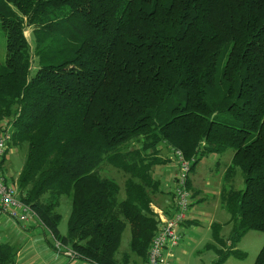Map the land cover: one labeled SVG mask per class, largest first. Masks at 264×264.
<instances>
[{"label": "trees", "instance_id": "1", "mask_svg": "<svg viewBox=\"0 0 264 264\" xmlns=\"http://www.w3.org/2000/svg\"><path fill=\"white\" fill-rule=\"evenodd\" d=\"M0 21V137L11 126L8 147L27 150L17 185L49 249L144 264L161 227L153 206L169 214L175 196L176 174L168 185L155 174L170 161L162 149L180 150L192 172L231 149L220 192L231 233L213 224L206 247L213 264L243 257L238 244L264 232V0H0ZM105 164L129 175L123 198ZM238 172L244 189L233 187ZM127 226L138 259L118 257ZM19 252L0 240V264H20Z\"/></svg>", "mask_w": 264, "mask_h": 264}, {"label": "rangeland", "instance_id": "2", "mask_svg": "<svg viewBox=\"0 0 264 264\" xmlns=\"http://www.w3.org/2000/svg\"><path fill=\"white\" fill-rule=\"evenodd\" d=\"M32 29L28 28L25 32L27 39L33 46ZM6 57V36L5 32L1 28L0 21V59L5 60ZM27 150L18 149L15 146H9L6 159L3 165V171L9 180V183H17V178L24 166L26 160ZM234 151L229 149L223 155L217 156L216 160L211 158H205L192 172L191 177L193 182L202 189L203 199L201 201H195L191 217L193 223L185 225L183 227L182 240L175 248L176 259L173 264H213L217 260V254L214 250L207 249V245L214 243L213 239V224H221V237L225 240L229 237L232 229V224H229L230 215L224 209L220 200V195L214 191H210L204 186L206 180L211 178L212 182L218 184L223 180L225 168L230 164L233 157ZM218 162V166H217ZM155 174L160 176L161 171L159 167H154ZM101 175L104 177H110L115 179L122 190V198L124 197L125 183L129 177L126 173L114 168L109 164L103 165L100 169ZM214 182V183H215ZM223 181L219 187L222 188ZM233 187L244 189L245 184L241 174L238 172L237 176L233 181ZM156 202L160 203L162 198L159 195L154 196ZM58 211L62 214V221L59 226L60 233L66 235L68 232V218L71 211V201L68 197H63L61 205ZM5 220V219H3ZM196 222V223H195ZM15 231L18 232V227H15ZM18 233L11 234L9 236L1 237V241H9L18 247L25 248L27 256L24 257V263L21 264H58L60 259L67 257L64 253H56L46 246V237L51 238L48 233L47 236H43V230L36 228L32 230L33 235H37L36 238H31V234ZM34 232V233H33ZM40 234L43 236L39 238ZM130 242H131V229L127 226L120 245L118 257L121 259L125 254H130L132 259H138L135 255L130 253ZM264 246V232L250 231L247 236L238 244L237 249L244 255L241 258L231 257L224 264H254L256 258ZM34 256V257H33ZM72 259H69V261ZM68 262V260H65ZM72 262V261H70ZM77 264H88L85 262L78 261Z\"/></svg>", "mask_w": 264, "mask_h": 264}, {"label": "built area", "instance_id": "3", "mask_svg": "<svg viewBox=\"0 0 264 264\" xmlns=\"http://www.w3.org/2000/svg\"><path fill=\"white\" fill-rule=\"evenodd\" d=\"M11 141V126L5 128L0 137V221L5 218L16 220L23 225L39 218L35 210L22 202L18 185L9 183L3 172L2 161ZM176 164L174 200L169 204V214L161 208H154L161 227L152 240L147 262L144 264H173L176 259L175 248L183 237V225L192 217V193L189 190L192 161H188L180 150L171 149Z\"/></svg>", "mask_w": 264, "mask_h": 264}, {"label": "crops", "instance_id": "4", "mask_svg": "<svg viewBox=\"0 0 264 264\" xmlns=\"http://www.w3.org/2000/svg\"><path fill=\"white\" fill-rule=\"evenodd\" d=\"M162 153H161V156L162 157H165V158H169L170 161L167 165H164V166H159V170L158 171H161V179L163 180V182L168 185V184H171L173 178L175 177V174H176V165H175V162L173 161L172 159V153L171 151H169L167 148L166 149H162ZM216 157L217 156H214V157H211V160H216ZM231 162V161H230ZM217 166H218V162H217ZM227 168V167H226ZM226 168H225V171H226ZM192 174V173H191ZM223 181V180H222ZM218 182V184L215 182V180L212 182L211 178H208L206 180V185L204 186V188L208 189V190H212L214 191L216 194H219L220 195V192H221V187H219L221 185V182ZM190 182H191V187H192V190L193 192L196 193L197 197L196 199L198 201H201L203 199L202 195H203V192H202V189L200 187H198V185H196L193 180H192V177L190 176ZM215 182V183H214ZM166 200L167 198L164 200L162 199L160 204L164 207H166ZM221 200V199H220ZM154 208H158L157 206H153ZM4 221V220H3ZM190 221H193L192 218L190 219ZM191 222H186L183 226H185L186 224L187 225H190ZM15 227H18V232L15 231ZM36 227L35 223L32 222V224H28V225H17L13 222H10V221H6V222H0V234H1V237L3 236H9L11 234H15V233H18V235H21L23 234L21 230L25 231V233L28 234H31V238H36L38 237L37 235H33L32 234V230L33 228ZM35 230V229H34ZM33 230V231H34ZM184 231V230H183ZM34 233V232H33ZM44 236V235H43ZM41 234L39 236V238L43 237ZM46 246H47V243H46ZM48 248V247H47ZM23 249L25 248H22L20 247V252L18 254V261L19 263H24V257L27 256L26 251H23ZM60 254V253H58ZM34 257V256H33ZM65 260H68V262H65ZM65 260H63V258L60 259L59 263L58 264H77L78 261H74V260H70L72 262L69 261V258L65 257Z\"/></svg>", "mask_w": 264, "mask_h": 264}]
</instances>
